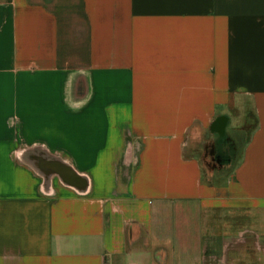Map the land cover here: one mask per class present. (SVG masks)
I'll use <instances>...</instances> for the list:
<instances>
[{"label":"crops","instance_id":"crops-1","mask_svg":"<svg viewBox=\"0 0 264 264\" xmlns=\"http://www.w3.org/2000/svg\"><path fill=\"white\" fill-rule=\"evenodd\" d=\"M243 234L264 0H0V264H225Z\"/></svg>","mask_w":264,"mask_h":264},{"label":"rangeland","instance_id":"rangeland-1","mask_svg":"<svg viewBox=\"0 0 264 264\" xmlns=\"http://www.w3.org/2000/svg\"><path fill=\"white\" fill-rule=\"evenodd\" d=\"M237 122L240 123L239 120ZM235 237L236 236L226 238L221 236V241H228L229 250H226L224 253L217 252L214 254L219 256L224 255L225 264H264V249L261 245L260 239H256L252 235L250 236L248 234H243L237 239ZM212 240L217 242L215 235L212 237ZM214 245L216 246V244ZM218 249H220L219 245Z\"/></svg>","mask_w":264,"mask_h":264}]
</instances>
